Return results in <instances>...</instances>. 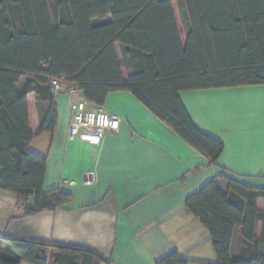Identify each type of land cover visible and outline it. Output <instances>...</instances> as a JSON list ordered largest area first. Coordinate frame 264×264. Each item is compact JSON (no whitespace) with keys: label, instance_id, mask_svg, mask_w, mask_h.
I'll use <instances>...</instances> for the list:
<instances>
[{"label":"trees","instance_id":"trees-1","mask_svg":"<svg viewBox=\"0 0 264 264\" xmlns=\"http://www.w3.org/2000/svg\"><path fill=\"white\" fill-rule=\"evenodd\" d=\"M53 78H63L97 106L111 93H131L216 166L223 144L195 127L178 94L264 85V0H51L49 7L46 0H0V190L18 197L24 216L54 212L70 199L44 191L46 160L28 149L33 134L26 96L34 93L48 104L38 133H53ZM258 200L264 202L263 189L225 176L185 199L186 211L210 236L215 264H264ZM237 230L242 242L232 260ZM48 247L56 251L49 263ZM22 263L106 260L85 248L0 236V264ZM155 264L198 263L173 251Z\"/></svg>","mask_w":264,"mask_h":264},{"label":"crops","instance_id":"crops-1","mask_svg":"<svg viewBox=\"0 0 264 264\" xmlns=\"http://www.w3.org/2000/svg\"><path fill=\"white\" fill-rule=\"evenodd\" d=\"M115 48L119 59V46ZM122 77L127 81V73ZM178 96L195 127L223 144L216 166L208 165L129 92L107 96L102 107L117 115L120 124L99 146L68 140L65 94L54 97L53 133H38L48 104L29 93L33 139L28 149L46 160L43 189L70 199L54 212L24 216L18 197L0 190V236L85 248L105 259L102 264H155L173 251L190 263H217L208 232L184 202L218 176L264 190V85ZM257 207L264 211V202L258 200ZM241 242L237 230L230 259L238 257ZM55 253L46 249L48 263Z\"/></svg>","mask_w":264,"mask_h":264},{"label":"built area","instance_id":"built-area-1","mask_svg":"<svg viewBox=\"0 0 264 264\" xmlns=\"http://www.w3.org/2000/svg\"><path fill=\"white\" fill-rule=\"evenodd\" d=\"M50 89L54 97L65 94L69 98V141L80 140L92 146H99L105 136L118 132L120 118L117 115L81 98L78 89L65 84L63 78H53Z\"/></svg>","mask_w":264,"mask_h":264},{"label":"rangeland","instance_id":"rangeland-1","mask_svg":"<svg viewBox=\"0 0 264 264\" xmlns=\"http://www.w3.org/2000/svg\"><path fill=\"white\" fill-rule=\"evenodd\" d=\"M50 2H51V0H46V4H47V6L49 7V5H50ZM118 56H119V61L121 62V57H120V53H119V51H118ZM122 73L124 74V75H126V71L125 70H122Z\"/></svg>","mask_w":264,"mask_h":264}]
</instances>
